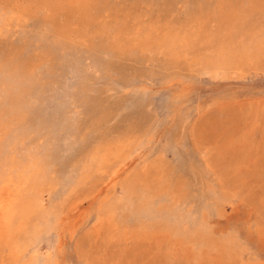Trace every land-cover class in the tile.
<instances>
[{"label": "rangeland", "instance_id": "1", "mask_svg": "<svg viewBox=\"0 0 264 264\" xmlns=\"http://www.w3.org/2000/svg\"><path fill=\"white\" fill-rule=\"evenodd\" d=\"M0 264H264V0H0Z\"/></svg>", "mask_w": 264, "mask_h": 264}]
</instances>
